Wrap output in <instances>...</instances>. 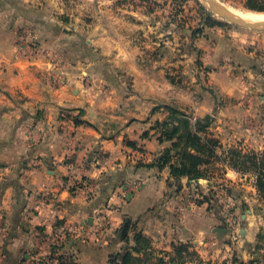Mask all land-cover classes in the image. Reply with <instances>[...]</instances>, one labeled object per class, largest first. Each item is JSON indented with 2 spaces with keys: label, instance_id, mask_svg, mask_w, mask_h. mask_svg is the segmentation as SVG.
I'll list each match as a JSON object with an SVG mask.
<instances>
[{
  "label": "crops",
  "instance_id": "obj_1",
  "mask_svg": "<svg viewBox=\"0 0 264 264\" xmlns=\"http://www.w3.org/2000/svg\"><path fill=\"white\" fill-rule=\"evenodd\" d=\"M74 1L85 15L69 21L64 0H0V264H113L136 234L159 240L162 229L181 243L217 241L226 254L250 259L262 225L253 213L256 175L227 168L217 182L176 183L169 166H157L173 144L158 128L170 110L202 121L222 110L216 94L152 82L139 90L149 78L136 45L146 15L121 8L124 0ZM226 34L192 42L196 62L216 70L215 90L251 100L224 119L240 128L221 139L225 149L257 142L249 133L264 127V32ZM123 79L135 90H123ZM135 182L140 188L128 194ZM194 192L215 194L219 207L188 203Z\"/></svg>",
  "mask_w": 264,
  "mask_h": 264
},
{
  "label": "rangeland",
  "instance_id": "obj_2",
  "mask_svg": "<svg viewBox=\"0 0 264 264\" xmlns=\"http://www.w3.org/2000/svg\"><path fill=\"white\" fill-rule=\"evenodd\" d=\"M123 2L124 4L121 8L127 11H141L146 15L144 21L145 34L137 36L136 45L142 51L140 64L149 78L141 79L138 89L151 90V82L153 84L171 83L175 86L176 90H184L190 86L192 88V85H195L197 87L200 86L202 88L201 90H207L212 94L215 93L218 97L217 106L222 110L218 111V114H215L214 111L211 113L212 115L204 117L202 122L204 125L208 126V128L200 132V136L206 140L218 142L215 149L216 156L211 159L207 169L211 179L213 178L212 180L215 182L222 180L224 174H226V169L231 168V160H237L239 155L243 157L258 156V160H261L264 156V153H262L264 152V142H261L262 136H264V127L259 125L254 127V133L252 131L249 133L251 134L250 137L258 139L257 142H250L246 147L242 146L243 144L237 143L232 145L231 148L227 147L225 149V144L221 142V139L228 140V137L231 136L234 131L235 133L240 131V128L238 130L235 128L234 130V128L228 127L227 125L229 123H226L224 119L232 117L240 112L234 109V104L236 105L243 101V103L249 107L251 100H241L239 102L237 99L235 100L226 95H221L218 90H215V86L210 83L209 75L214 74L213 72L216 70L213 67H206L204 61L200 63L202 66L199 62H196L199 61V59L201 60V56L200 53L196 52L192 42L201 37L211 40L212 36H217V34H222V40H226L229 37L227 34L225 35V33L230 30L252 35L263 33L264 28L256 30L243 27L235 21H231L216 14L210 7L211 4H216L220 6L224 12L239 18L241 22L243 19L236 14L247 15L246 13H251L255 15H264L263 11H259L260 8L264 9V0H124ZM64 3V6H66L65 9L68 8L69 10H66L63 16L69 21L73 15H79L80 13H83V16L85 15V11L80 12L83 7L81 2L64 0ZM34 16L35 15H31V17ZM31 28L33 31V27ZM221 29L223 33L220 31ZM194 32H196L195 35H193ZM103 67L105 66H100V69ZM186 70L189 71V74L185 73ZM238 72L241 75L247 74L246 70ZM106 75L107 77H104V81L114 86L117 80L110 78L108 72H106ZM193 79H195V82H193ZM123 82V90H135L133 80L123 79ZM102 86L103 83L101 84V87ZM102 90H105V88H102ZM178 106L182 108L180 104ZM172 109L178 113L170 114L168 117L169 120H167V129H182L186 121L191 123L194 131L197 130L196 123L198 121L197 119L195 120L194 115L187 114L185 111H180L176 108ZM184 115L186 118H184ZM258 117L262 118L261 115ZM181 131L182 130H180V133ZM238 161L246 162V167L251 165L248 159H239ZM251 167H253L251 171H255V169L257 170L258 168L264 171V161H256ZM191 196L196 200L198 193L194 192L190 197ZM258 196L259 202L253 203V213L256 216V220L261 218L262 225L259 226L256 244L247 248L252 253L250 259L248 257V259L245 258L242 260L237 258L235 256L237 253L234 250L226 254L224 251L225 247H222V243H218L217 241L213 246L204 247H199L198 245L190 243H181L177 239L170 237L167 231H164L165 229H162L161 234L163 235L158 236L159 240L143 238L145 240L141 246L144 248V251H142L143 253H133V256L140 260L130 264H250L252 262L254 264H264V194L263 196L258 194ZM186 198H189V196ZM229 210L231 212V209ZM135 232L136 231H131L130 233L133 235ZM163 232H165V234ZM175 234L176 236H181L180 232ZM96 239L94 238V242H89L97 244ZM80 242L83 241L80 240ZM89 242L84 243L87 244ZM231 242L232 241L228 239L225 243L231 245ZM133 246L134 245L131 247ZM75 260L77 259L75 258Z\"/></svg>",
  "mask_w": 264,
  "mask_h": 264
},
{
  "label": "trees",
  "instance_id": "obj_3",
  "mask_svg": "<svg viewBox=\"0 0 264 264\" xmlns=\"http://www.w3.org/2000/svg\"><path fill=\"white\" fill-rule=\"evenodd\" d=\"M260 12H264L263 8L259 9ZM201 33V32H200ZM196 32L193 33L195 35ZM171 113L176 114L178 112L174 110H170ZM185 116V115H184ZM186 118V116L184 117ZM169 120V119H168ZM184 127L181 128H172L171 130L167 129V121L163 124H159L158 128L162 130V140L173 141L172 148L167 150L159 159L157 166L159 168H164L166 166L170 167L171 176L175 180L176 183L181 178H188L190 181H199L200 179H209L210 173L208 170H204L205 166L210 164V161L213 157L216 156V146L218 142L212 140H206L202 136H200V132L204 131L208 128V126L204 125L202 121H198L196 123V131L193 130L191 123L184 122ZM180 130L181 133H180ZM180 133V134H179ZM135 148V147H134ZM174 153V154H172ZM236 156V155H235ZM176 157V162L172 164L173 158ZM237 157V156H236ZM248 159L249 163L253 166V163L256 161H264V156L261 160H258V156H238L237 160H231L230 167L232 169L241 171V172H252L257 177L256 188L258 194L263 196L264 194V171L262 169H255V171H251L253 167L247 166L246 162H239L238 160ZM252 162V163H251ZM242 165V166H241ZM244 166V167H243ZM150 167V166H148ZM198 190V189H196ZM199 191V190H198ZM200 194L199 192H197ZM203 199L201 201H197V203H206L209 206L210 210H216L219 207L218 200L215 194H209L203 196L200 194ZM264 197V196H263ZM203 201V202H202ZM144 237L140 234H136L134 237V246L127 247V249L116 256H113L112 263L113 264H130L134 262H138L140 259L133 256V253L142 254L144 248H142L143 242L145 240ZM179 252V251H178ZM250 264H254L253 262Z\"/></svg>",
  "mask_w": 264,
  "mask_h": 264
},
{
  "label": "water",
  "instance_id": "obj_4",
  "mask_svg": "<svg viewBox=\"0 0 264 264\" xmlns=\"http://www.w3.org/2000/svg\"><path fill=\"white\" fill-rule=\"evenodd\" d=\"M210 8L216 14L220 15L221 17H224V18L229 19L231 21H235L237 24H239V25H241L243 27L252 28V29H256V30H260V29L264 28V25L248 23V22H242V21L240 22L239 18H237L236 16H234V15H232L230 13L224 12L223 9L220 6L216 5V4H211ZM126 229H127V225H126V228H125V232H126Z\"/></svg>",
  "mask_w": 264,
  "mask_h": 264
},
{
  "label": "bare ground",
  "instance_id": "obj_5",
  "mask_svg": "<svg viewBox=\"0 0 264 264\" xmlns=\"http://www.w3.org/2000/svg\"><path fill=\"white\" fill-rule=\"evenodd\" d=\"M245 14V13H244ZM247 15H240V14H236L238 17L242 18V22H250V23H254V24H260V25H264V15H258V14H248Z\"/></svg>",
  "mask_w": 264,
  "mask_h": 264
},
{
  "label": "built area",
  "instance_id": "obj_6",
  "mask_svg": "<svg viewBox=\"0 0 264 264\" xmlns=\"http://www.w3.org/2000/svg\"><path fill=\"white\" fill-rule=\"evenodd\" d=\"M2 96V94L0 93V97ZM141 184L139 183H132L131 185H129L127 188H126V192L128 194H131V193H134L136 190H138L140 188ZM197 193V192H196ZM192 198V199H191ZM202 200V197L198 194V197H196V200H194V198L191 196L188 198L187 202L188 203H197V201H201ZM226 213H228V209L225 210Z\"/></svg>",
  "mask_w": 264,
  "mask_h": 264
}]
</instances>
